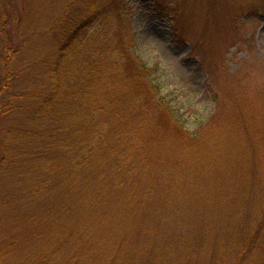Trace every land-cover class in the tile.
I'll return each mask as SVG.
<instances>
[{"label":"rangeland","instance_id":"obj_1","mask_svg":"<svg viewBox=\"0 0 264 264\" xmlns=\"http://www.w3.org/2000/svg\"><path fill=\"white\" fill-rule=\"evenodd\" d=\"M112 1L102 31L115 13L130 15L140 58L184 129L152 115L147 171L122 188L116 175L98 178L92 190L105 200L92 216L82 186L39 192L35 155L24 158L50 83V28L89 0H0V264H264V0ZM68 124L77 148L83 131ZM207 125L203 140L186 135ZM157 167L163 177L149 189Z\"/></svg>","mask_w":264,"mask_h":264},{"label":"trees","instance_id":"obj_2","mask_svg":"<svg viewBox=\"0 0 264 264\" xmlns=\"http://www.w3.org/2000/svg\"><path fill=\"white\" fill-rule=\"evenodd\" d=\"M105 4L109 7L102 6ZM113 5L112 0H89L83 12L67 21L63 20L66 14L61 15L52 23L50 31L56 32L57 47L48 72L50 83L31 114L35 152L24 158L35 155L31 169L38 175L31 173L34 184L41 180L39 192L57 189L54 184L60 181L70 191L82 186V199L91 207L87 211L91 216L105 200L103 192L92 190L98 178L111 182V176L116 175L113 184L122 188L124 178L147 171L152 159L146 147L158 144L151 130L152 115L160 114L174 128L184 129L179 112L161 95L156 67H148L140 58L130 15L115 13L118 21L107 29L110 33L102 31V23L112 19ZM131 84L136 91H127ZM70 122L76 123V133L83 131L81 140L75 143L77 148L65 139ZM45 125L50 126L49 138H56L51 144L49 138L44 139ZM210 128L207 125L185 133L192 140H203L212 133ZM57 148L65 151L63 157L52 156ZM151 175L149 189L163 177L158 167ZM30 195L27 198L33 201V193ZM2 205L5 203L0 198V212ZM34 208L37 209L33 203Z\"/></svg>","mask_w":264,"mask_h":264}]
</instances>
